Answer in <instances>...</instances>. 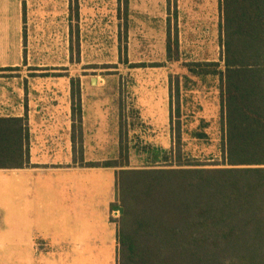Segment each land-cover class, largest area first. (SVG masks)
<instances>
[{"label": "crops", "instance_id": "1", "mask_svg": "<svg viewBox=\"0 0 264 264\" xmlns=\"http://www.w3.org/2000/svg\"><path fill=\"white\" fill-rule=\"evenodd\" d=\"M24 1L0 0V74L16 71L26 56L23 46ZM51 1L53 5L48 7L55 6ZM123 1L127 35L129 11L145 16V11L136 8L146 5V0H133L135 4L132 0ZM138 2L141 5L136 4ZM168 2L170 8L171 4L175 6L177 23L178 9L184 12L187 5L183 0ZM221 5L222 0H218V12L210 20L209 9L196 4L194 8L201 20L187 21L182 31L183 26L180 31L175 27L173 33L171 19L167 23L171 39L176 38L178 44V60H166L165 39V60L159 63L160 67L166 62L170 66L168 100L162 97L159 100L167 101L164 118L169 128L170 112L174 111L172 92L177 85L181 120L182 88L193 82L192 79L209 75L216 78L219 114L221 112L223 93L219 72H224L225 35ZM58 9L56 7L57 13ZM192 13V16L196 15L194 11ZM188 35L191 39L199 36L203 41L204 47L195 53L202 58L182 62L180 39ZM214 40L221 47L217 59L214 57ZM58 66L64 65L52 67ZM171 66L176 70L172 71ZM44 77L46 79L30 81V89L23 83L0 77V118L23 119L28 137V164L21 168L0 169V264H118L117 224L110 214L111 207L117 209L113 206L117 196V168L87 166L86 163L111 160L110 153L120 149L118 138L114 139V135L118 137L119 117L113 120L108 114L111 108L107 106V98L81 94L83 84L78 77L68 79L57 73ZM73 78L79 84L80 122L72 114ZM90 84H96L95 78L90 79ZM38 88L45 90L38 91ZM154 98L159 96L134 102V113L131 114H134L132 117L138 127H143V121L148 119L145 111L150 109L145 103ZM147 114L151 117L150 113ZM104 120L114 125L109 139L98 137L99 130L88 127L89 122L97 127ZM112 136L113 140L110 139ZM167 136L164 149L157 148L156 141H149L140 148L142 153L150 154L151 167L170 161L172 143L170 146L169 133ZM2 174L10 176L2 177Z\"/></svg>", "mask_w": 264, "mask_h": 264}, {"label": "trees", "instance_id": "2", "mask_svg": "<svg viewBox=\"0 0 264 264\" xmlns=\"http://www.w3.org/2000/svg\"><path fill=\"white\" fill-rule=\"evenodd\" d=\"M221 8V161L201 162L182 152L176 85L170 161L116 171L113 206L123 208L113 219L118 264H264V0H222ZM167 29L166 60H178L177 39ZM71 96L80 122L75 79ZM27 138L23 119L0 118V169L28 164Z\"/></svg>", "mask_w": 264, "mask_h": 264}, {"label": "rangeland", "instance_id": "3", "mask_svg": "<svg viewBox=\"0 0 264 264\" xmlns=\"http://www.w3.org/2000/svg\"><path fill=\"white\" fill-rule=\"evenodd\" d=\"M53 1L54 7H48L53 5L51 0L24 1L23 46L26 56L16 71L0 74V77L17 81L18 84L23 83L28 89L30 81L46 79L44 75L52 73L65 75L68 79L78 77L83 84L80 88L83 90L81 94L107 98V106L111 108L108 114L110 113L113 120L119 117L118 137L114 135V139L118 138L120 149L113 150L110 155L111 160H115L117 164L127 165L115 168L151 167L148 158L150 154L142 153L140 148L149 141H156L155 146L164 149L167 133L173 148V133L164 118L167 101H159L161 97L168 100L170 66L167 62L164 67L147 66L165 60L169 19L173 33L175 27L180 31L183 26L182 31L187 21L200 19L194 8L197 4L209 9V19L212 20L218 12V0H183L188 9L184 12L178 9L177 23L174 17L175 6L171 4L170 8L169 0H146V5L136 8L145 11V16L129 11L127 17L131 18L127 35L123 0ZM136 4L141 5L140 2ZM56 7L59 8L58 13ZM192 11L196 13L195 16H192ZM189 36L180 39L182 62L202 58L195 53L204 47L203 41L201 42L199 36L195 39ZM214 46V57L217 59L221 55V47L216 40ZM208 58L211 59L210 56ZM53 65L64 66L52 67ZM180 66L178 64V68ZM171 67L172 71L176 70L175 66ZM94 78L96 84L92 85L90 79ZM192 81L188 82L186 88L183 86L181 95L182 152L185 156L201 162L220 163V98L216 90L218 83L211 75ZM44 90L38 88V91ZM154 96L159 98L145 103V107L150 109L145 111L148 119L143 121V127H138L132 117L134 114H131L134 113V102ZM88 127L91 130L97 128L100 135L98 137L107 139L114 131V125L107 120L101 121L97 127L89 122ZM199 133H204V136L200 137ZM110 139L113 140V136ZM1 176L9 177L10 174ZM110 214L113 219L121 215L113 207Z\"/></svg>", "mask_w": 264, "mask_h": 264}, {"label": "water", "instance_id": "4", "mask_svg": "<svg viewBox=\"0 0 264 264\" xmlns=\"http://www.w3.org/2000/svg\"><path fill=\"white\" fill-rule=\"evenodd\" d=\"M116 208H117V210H119V211H120V213L122 214V212H123V208H122V207H120V206H117Z\"/></svg>", "mask_w": 264, "mask_h": 264}]
</instances>
